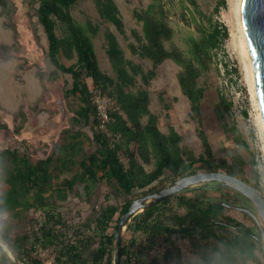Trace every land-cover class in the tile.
I'll list each match as a JSON object with an SVG mask.
<instances>
[{
	"label": "trees",
	"instance_id": "1",
	"mask_svg": "<svg viewBox=\"0 0 264 264\" xmlns=\"http://www.w3.org/2000/svg\"><path fill=\"white\" fill-rule=\"evenodd\" d=\"M76 1L34 0L48 41L47 59L54 68L45 79L54 82L60 73L71 79L70 84L64 81L62 90L64 99L76 102L68 111L69 126L61 129L43 156L20 147L0 150V237L24 264H113L114 233L135 199L199 172L202 169L197 165L208 163L212 165L209 171L222 170L234 176L245 167L239 154L217 165L202 155L195 157L191 149L181 145L182 136L173 126L167 133L162 132L159 116L150 110L146 88L156 68L172 60L181 68L177 80L189 101L190 114L200 117L207 91L206 81L201 78L212 68L218 71L214 51L229 36L225 27L213 21V14L226 5L225 0L216 3L209 16L200 10L197 0H187L196 13L205 16L209 26L198 24L199 38L188 37L191 56H185L171 42L173 31L166 20L163 0H154L142 13H135L142 23V35L134 32L137 45L128 46L132 54L152 61L147 71L126 58L115 34L107 31L105 51L114 76L99 67L92 43L72 17L70 8ZM96 10L104 22L125 34L114 0H96ZM57 22L62 25L61 36L56 34ZM165 42H170V47ZM61 57L74 61L65 65ZM43 75L41 71L42 80ZM87 79L115 100L106 132L92 129L96 117ZM46 91L32 108H39L41 101L51 98V91ZM230 107L231 103L220 97L214 111L217 118L227 119ZM13 119L21 120L14 134H26L23 125L27 116L18 111ZM199 136L211 154L204 132L200 130ZM85 140L89 152L84 150ZM149 164L152 167L147 171L145 165ZM101 188L105 189L104 201L95 209L94 197ZM82 191L92 213L85 218L79 213L77 217H65L63 204L70 196L80 197ZM258 232L254 220L237 207L180 192L132 218L122 237L120 264H264L257 254ZM183 246L193 260L185 261ZM0 264H17L1 245Z\"/></svg>",
	"mask_w": 264,
	"mask_h": 264
},
{
	"label": "rangeland",
	"instance_id": "2",
	"mask_svg": "<svg viewBox=\"0 0 264 264\" xmlns=\"http://www.w3.org/2000/svg\"><path fill=\"white\" fill-rule=\"evenodd\" d=\"M197 1L200 10L209 16L214 5L220 0ZM114 2L123 21L124 35L120 34L112 23L104 22L100 18L96 10V0H77L71 6L70 13L78 28L92 43L99 67L104 72L114 76L105 51L107 31L115 34L126 58L141 64L147 71L152 68V61L132 54L128 45L131 43L137 45L134 32L139 36L142 35V23L136 19L135 13H142L154 0H114ZM225 2L226 5L220 7L218 13L213 14V21L220 27H225L229 33L221 47L214 51L216 53L214 64L218 67L221 61L224 71L221 72L219 68L216 71L212 68L206 76L201 78V81H206L207 91L202 102L200 117L193 118L190 114L189 101L182 94L177 80V73L181 68L170 59L156 68L155 77L146 87L149 91L150 110L159 116V128L164 133H167L170 127L169 119H173L172 126L182 136L181 145L191 149L195 157L202 155L209 162L217 165L222 160L230 162L236 154L242 155L245 161L244 171L235 176H240L242 180L257 188L264 197V151L238 45L236 0H225ZM163 5L166 20L173 31L171 42L178 46L185 56H191L187 39L190 35L196 39L199 38L198 24L209 27L205 16L202 18L196 13L187 0H163ZM37 7L38 3L34 0H0V150L6 147H20L33 150L38 156H43L49 151L61 129L69 126L71 115L69 108L72 102L75 107L76 102L73 98L69 100L63 98V83L67 80L70 84L71 81L67 74L60 73L59 78L54 82L45 79V75L54 68L47 59L48 41L36 15ZM92 28L93 30L95 28L94 32ZM56 34L58 36L62 34V25L59 22L56 24ZM165 45L170 47V42H165ZM61 58L65 65L74 61V59ZM41 71L44 73L43 80L39 76ZM90 80L87 79L86 84ZM137 82L141 83L139 77ZM46 90H50L53 97L50 95L51 98L48 101H41L39 108H32L47 92ZM222 96L231 103V107L227 119L218 121L214 111ZM18 111L27 116L28 120L23 125L28 131H24L26 134L21 132L15 135L13 132L15 125L21 123V120L13 119V114ZM201 119L206 120L203 125ZM212 119H217L222 132L212 137L205 135L211 142V149L213 150L212 147L215 149V152L212 151L213 153L209 154L203 146L199 131L205 132L211 126ZM143 121L145 123L146 119ZM5 124L7 127L4 126ZM226 127L227 131L224 132ZM44 138L47 140L43 141ZM83 146L85 151H90L88 141L85 140ZM256 155H258V161L255 159ZM253 160L255 165L251 162ZM210 165L205 163L201 166L197 165V168L202 169L199 172L209 171ZM151 167V164L145 165L147 171ZM182 192L190 197L202 196L213 202L224 201L232 207H245L257 215L256 211L246 204L242 194L220 183L193 185ZM104 194L105 189L101 188L97 197H94L95 209H99L104 201ZM84 199L83 191L80 197L70 196L62 206L64 216L70 219L77 217L79 213L80 218L88 217L92 210ZM111 201L115 202V200ZM233 214L240 217L238 213L233 212ZM258 231L260 246L257 254L264 260L259 228ZM182 252L185 261L193 260L186 246L182 247Z\"/></svg>",
	"mask_w": 264,
	"mask_h": 264
},
{
	"label": "water",
	"instance_id": "3",
	"mask_svg": "<svg viewBox=\"0 0 264 264\" xmlns=\"http://www.w3.org/2000/svg\"><path fill=\"white\" fill-rule=\"evenodd\" d=\"M241 22L252 66L259 114L264 131V0H242ZM220 183L248 198L256 210V214L249 209L238 208L247 213L260 230L264 254V197L261 192L237 176L222 171H201L185 175L162 190L135 199L127 212L121 217L113 239V264L121 263V243L124 230L137 214L150 208L160 200L178 194L185 189L198 184ZM0 245L8 252L17 264L20 262L14 250L0 237Z\"/></svg>",
	"mask_w": 264,
	"mask_h": 264
},
{
	"label": "bare ground",
	"instance_id": "4",
	"mask_svg": "<svg viewBox=\"0 0 264 264\" xmlns=\"http://www.w3.org/2000/svg\"><path fill=\"white\" fill-rule=\"evenodd\" d=\"M241 1L242 0H236L235 4V19H236V29L238 34V45L240 49L241 56L243 58L244 68L246 71L249 91L253 103V109L255 111V122L259 130V134L262 140V149L264 151V131L261 123V118L259 114V108H258V102H257V96H256V90H255V84H254V78H253V72H252V66L249 58V53L246 45V40L243 32L242 22H241ZM235 22V21H234Z\"/></svg>",
	"mask_w": 264,
	"mask_h": 264
},
{
	"label": "built area",
	"instance_id": "5",
	"mask_svg": "<svg viewBox=\"0 0 264 264\" xmlns=\"http://www.w3.org/2000/svg\"><path fill=\"white\" fill-rule=\"evenodd\" d=\"M218 68L222 70V62L219 61ZM87 85V92L90 98V102L95 109L96 124L93 126V131L106 132L107 124L111 120L110 113L115 110V101L108 94L104 93L100 87L90 80ZM256 161H258V155H256Z\"/></svg>",
	"mask_w": 264,
	"mask_h": 264
},
{
	"label": "flooded vegetation",
	"instance_id": "6",
	"mask_svg": "<svg viewBox=\"0 0 264 264\" xmlns=\"http://www.w3.org/2000/svg\"><path fill=\"white\" fill-rule=\"evenodd\" d=\"M220 119H218V121H219ZM217 121V119H212V121H211V126H209L206 130H205V132H204V134L205 135H207L208 137H212L214 134L216 135V134H218V133H220V132H222V127L219 125V122ZM204 122H206V120L205 119H201V124L203 125L204 124ZM205 126V125H204ZM206 127V126H205ZM210 144H211V142L209 141V147H210V151H211V153H213L212 151V149H211V146H210ZM212 165H210V167H211ZM245 197V196H244ZM245 202H246V204L247 205H249V206H251L252 207V209H254L255 210V208L253 207V205L251 204V202H250V200L248 199V198H246L245 197ZM240 208H245V207H240ZM245 209H247V208H245ZM240 210V209H239ZM256 211V210H255ZM244 212V211H243Z\"/></svg>",
	"mask_w": 264,
	"mask_h": 264
},
{
	"label": "crops",
	"instance_id": "7",
	"mask_svg": "<svg viewBox=\"0 0 264 264\" xmlns=\"http://www.w3.org/2000/svg\"><path fill=\"white\" fill-rule=\"evenodd\" d=\"M169 117H171V115H169ZM145 120V119H144ZM170 121V123H168L169 124V126H172L173 124V119H169ZM160 126H161V119H160ZM28 132V131H27ZM216 142V141H215ZM213 145V144H212ZM213 148V152H215V149H214V147H212Z\"/></svg>",
	"mask_w": 264,
	"mask_h": 264
}]
</instances>
